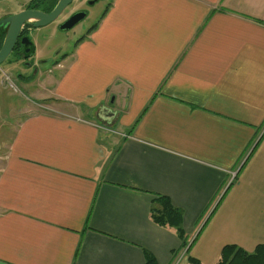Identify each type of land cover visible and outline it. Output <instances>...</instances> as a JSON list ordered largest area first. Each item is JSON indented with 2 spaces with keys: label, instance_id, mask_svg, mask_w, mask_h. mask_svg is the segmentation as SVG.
<instances>
[{
  "label": "crops",
  "instance_id": "crops-1",
  "mask_svg": "<svg viewBox=\"0 0 264 264\" xmlns=\"http://www.w3.org/2000/svg\"><path fill=\"white\" fill-rule=\"evenodd\" d=\"M51 61L28 96L48 110L27 104L0 157V264H215L264 244V0H111ZM157 195L188 253L152 220Z\"/></svg>",
  "mask_w": 264,
  "mask_h": 264
},
{
  "label": "rangeland",
  "instance_id": "rangeland-1",
  "mask_svg": "<svg viewBox=\"0 0 264 264\" xmlns=\"http://www.w3.org/2000/svg\"><path fill=\"white\" fill-rule=\"evenodd\" d=\"M110 1L111 0H100L94 6H90V18L73 28L68 33V40L65 37V33L61 31L56 32L53 25H47L33 30L30 34L32 41H34L35 44L34 57L44 61L52 59L49 64L44 66V68H48L51 66L53 59L56 58L57 54L62 55L64 53H69L73 49L77 38H79L80 35L82 36L88 33L98 23ZM74 3H76V0ZM5 4L9 5L16 11V9L25 6L26 0H0V9H3L1 7L6 6ZM7 61L0 64V157L5 153L6 145L11 137V130L17 121L21 119V112L27 104L33 105L39 110H48L46 109L47 106L42 104L44 100L39 102L42 106H38L28 99V96L31 95L30 92L36 90L38 86H42L40 79L34 76V73L29 72L27 79L14 77L11 72H14L17 68L16 64L13 68L14 62L11 57H9ZM36 94L37 92H35V95ZM107 106L112 107L115 110L118 109L111 102V98ZM237 175L238 173L235 171L234 176L229 179L227 188L230 189L232 183H236Z\"/></svg>",
  "mask_w": 264,
  "mask_h": 264
},
{
  "label": "flooded vegetation",
  "instance_id": "flooded-vegetation-1",
  "mask_svg": "<svg viewBox=\"0 0 264 264\" xmlns=\"http://www.w3.org/2000/svg\"><path fill=\"white\" fill-rule=\"evenodd\" d=\"M56 1L57 0H26L25 6L23 8L16 9V11L9 5L5 4L6 6H2L1 8L3 9H0V19L7 15L23 10V9L34 8V9H39L40 11H43L45 13H48L53 8ZM74 1L75 0H72L71 3L68 4V6L59 14V16L53 22L47 24V25H53V28L56 32L57 31L64 32L67 40L69 39L68 33L73 28H75L77 25L81 24L83 21L90 18L91 11L89 10V7L94 6L96 3L99 2L97 1L94 4L90 5L88 4L90 0H76V3H74ZM80 11L84 12L85 14L83 19H81L78 23H76L72 28L68 30H60L59 26L64 21H66L74 13L80 12ZM7 30H8V24L0 23V46L4 40ZM33 30L35 29L31 28L29 25H26V24L21 25L18 35L14 41L12 51L10 52L9 56L4 61L6 62L9 59V57L12 58L14 62L13 68L15 67V64L17 68L14 70V72H11V74L16 78H20V79L27 78L28 72L29 73L37 72L38 66L43 64L46 61V60L45 61L39 60L34 57L35 44H34V41H32L31 34H30ZM25 37H27L32 42V44L25 46L24 43L22 42V40ZM79 38H77L76 41H78ZM7 62L10 63L9 61Z\"/></svg>",
  "mask_w": 264,
  "mask_h": 264
},
{
  "label": "trees",
  "instance_id": "trees-1",
  "mask_svg": "<svg viewBox=\"0 0 264 264\" xmlns=\"http://www.w3.org/2000/svg\"><path fill=\"white\" fill-rule=\"evenodd\" d=\"M153 201L159 207L151 208L152 220L159 226L173 228L181 240V248L188 246L185 250L188 253L191 244L187 245L182 229V210L174 207L170 200L163 195H157ZM145 260L146 264H156L152 256L146 255ZM187 261L189 264H200L197 259L189 255ZM215 264H264V244H258L252 252H247L233 244L225 245Z\"/></svg>",
  "mask_w": 264,
  "mask_h": 264
},
{
  "label": "water",
  "instance_id": "water-1",
  "mask_svg": "<svg viewBox=\"0 0 264 264\" xmlns=\"http://www.w3.org/2000/svg\"><path fill=\"white\" fill-rule=\"evenodd\" d=\"M71 1L72 0H57L48 13L40 11L39 9L31 8L23 9L1 18L0 23L8 24V30L6 31L4 40L0 46V64L6 60L12 51L14 41L22 24L29 25L34 29L44 27L53 22L68 4L71 3ZM97 1L100 0H90L88 4L92 5ZM84 15L85 14L82 11L74 13L59 26L60 30H68L72 28L76 23L83 19ZM22 42L25 46L32 44L27 37H25Z\"/></svg>",
  "mask_w": 264,
  "mask_h": 264
}]
</instances>
